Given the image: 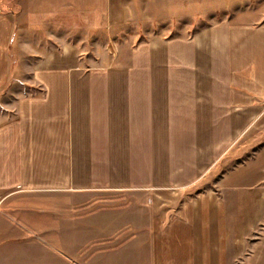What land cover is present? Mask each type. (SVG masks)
Segmentation results:
<instances>
[{
    "label": "crops",
    "instance_id": "0c3cea01",
    "mask_svg": "<svg viewBox=\"0 0 264 264\" xmlns=\"http://www.w3.org/2000/svg\"><path fill=\"white\" fill-rule=\"evenodd\" d=\"M32 1L0 2V264H221L218 187L264 197V142L230 185L203 183L264 126V22Z\"/></svg>",
    "mask_w": 264,
    "mask_h": 264
},
{
    "label": "rangeland",
    "instance_id": "374dc122",
    "mask_svg": "<svg viewBox=\"0 0 264 264\" xmlns=\"http://www.w3.org/2000/svg\"><path fill=\"white\" fill-rule=\"evenodd\" d=\"M4 1H12L11 6H13V1L15 0H0L1 3H5ZM34 1L36 3V0H33L30 6H36L33 3ZM202 1V7L197 6L198 12H200V8L202 12V15L197 17L198 22L202 20L205 23L208 19L220 17L264 22V0ZM70 5L72 4L67 3L65 0H43L41 4V6H61L64 11H73L74 9ZM187 14L189 15L190 12L188 11ZM18 34H14L15 40L13 46L10 47L13 57H22L27 52H31L29 47H21L22 43L18 40ZM27 35L31 37L38 36L41 39L44 37V34L40 32L29 30L27 31ZM56 35L60 39L64 37L62 34ZM82 36H79V38L82 39ZM43 48L44 44L40 46V49ZM263 142L264 126H259L254 129L249 137L241 139L238 143V148L213 171V174L208 175L207 181L203 183V189H215L213 187L214 182L222 178L225 171L228 173L225 176L224 183L230 185L233 178L248 170L247 166L250 158L255 157L260 143L262 144ZM257 187L252 186L251 188L248 184L242 183L228 187L224 185L218 187L217 197L220 201L218 208L227 213L226 219L223 220V223H225L224 229L221 228L219 230L221 239H223V245L225 247L228 245L227 254L222 259L221 264H264V220L259 224L264 211V197L263 193L260 192L261 186Z\"/></svg>",
    "mask_w": 264,
    "mask_h": 264
}]
</instances>
